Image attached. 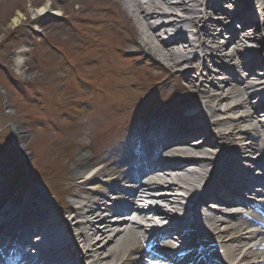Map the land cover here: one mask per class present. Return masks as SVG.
Returning <instances> with one entry per match:
<instances>
[{
  "label": "bare ground",
  "instance_id": "bare-ground-1",
  "mask_svg": "<svg viewBox=\"0 0 264 264\" xmlns=\"http://www.w3.org/2000/svg\"><path fill=\"white\" fill-rule=\"evenodd\" d=\"M3 1L4 0H0V6L4 5ZM64 1H66V5L70 4L71 6L75 0ZM224 1L227 4H230L231 2V0ZM257 1L261 4V14L263 18L264 0ZM114 2L115 4H117V6L121 7V5H124L125 9L130 8L131 13L133 14L130 16L134 20V23L136 22V25L140 22H144L146 25L144 28L136 27L135 30L133 27H131L132 25L129 24L130 27L126 28V30L132 34L131 38H134L135 42V44L130 48L135 50L141 49L144 54L151 53L153 57H156L159 60L160 58H163L172 61L173 63L170 67H173L175 65H178L179 63L188 62L190 60V58L193 56V53L190 48L198 47L206 49L207 47H209L210 42H214L217 44L216 50L218 55H216L218 56V58L224 59L227 65H240V59L242 58V56L238 57L237 52H239L240 54L242 53L241 51H238V49H236V51H234L233 53L226 54L224 58L221 57L223 54L222 51H226L228 49V44L221 43L219 36L220 33L218 34L215 32V26L219 23V21H221L223 22L221 24H223L224 30L229 31L228 25L225 26L224 23L226 21L228 22L229 19L232 18V12L229 8L216 9L214 6L215 0H209L207 2L206 13H204L200 9L199 11L196 10V5L199 6L202 3V0H197L198 4L196 0H114ZM111 5L113 6L112 0L111 2L109 1V3L107 2V0H105L99 3L97 9L101 11L106 10L110 15H113L114 8ZM164 5L167 7V11L164 9ZM5 9L6 7H3L4 12H7ZM63 9L64 5L59 4L57 1L35 0L32 2L31 10L33 15V23L36 24L37 27H41V25L44 26L45 30H50L51 28L60 25L67 27V24H60L52 21L47 23L42 22L51 13H59ZM175 9H182L187 13L189 11L196 12V19L194 21V25L203 28V32H201L200 34L201 37L196 35L193 39L194 41L190 42L187 39L188 36L186 38L184 37V34H181L183 33V31L180 27V23L185 22L189 17H184L183 15H177V17H174L173 13H178ZM219 10L223 12L224 16L220 18V20H216L214 19L213 14H218ZM210 14V19H207L204 22L203 18L208 17ZM170 15L173 17H168L169 19L164 20L162 24L157 23V20L159 18H164ZM75 17V13L69 14V19H74ZM23 18L24 13L22 12V10H18L13 15L12 25H17L18 23L22 22ZM110 25L111 28H113V24L111 21ZM168 26L173 30H180L181 33L180 31H178L180 34L176 32L177 34L171 35L172 37H170V39H161L162 34L169 35ZM182 27L185 29L186 25H183ZM158 30H160L159 32L161 33H157ZM70 37L74 39L75 42L77 41V37L74 31L70 34ZM254 39L257 38L255 37ZM252 40L253 39L247 34H245L242 38L239 34L237 36L236 34H234L233 37V41L238 45L242 43L247 44L248 42L251 44ZM197 43H199V45ZM107 45L109 47L114 46L118 52H122V50L124 49V45L116 41L114 43L112 37H110L109 41H107ZM178 49L180 53L177 52ZM187 52L190 56H188ZM197 54V59L201 60L203 58V55H200V53ZM26 62L27 60L24 58V54L18 52L16 56V68L17 72L22 75L26 74ZM241 63L243 64L244 62L241 61ZM194 66L195 65L192 64L191 67ZM104 73L107 76L111 75V73L109 72L106 73L104 71ZM54 77V74H52V78ZM109 78L116 79L114 76ZM250 78V74L235 78L242 83L243 88L242 86L239 87L242 89L241 92L240 90H233L231 87H229L230 85L227 83V81L224 80L218 81L221 82L224 87L217 88L218 90L214 92V94H210V92H208V87L204 82H201V84L197 86L199 94H201L203 98H206L209 103L215 106L208 107V113L213 124H226L229 119L235 122V126L233 128L229 130L221 128L218 132V136L231 140L229 143H227L228 146L226 147V149H228L232 145L233 149L240 150L236 152V154H233L231 160H228L230 159V157L228 156H223L217 153L215 154V152H210L209 146H217L218 140L215 138L214 135H211L210 133H207L208 136L206 137L202 136L200 132L202 129L201 127H195L191 129L188 128V130L185 131H178L176 132V135L169 140V142L178 143L177 145L170 146V148H173L175 152L174 155L176 157H179V160L176 159L178 160L176 164L177 168L174 169L176 173L171 174L167 171H156L154 168L161 167L163 165L162 163L159 166L152 165L153 170H147L144 178L140 179V187H136V182H138L139 179L136 178L132 181L127 180L133 175L131 169L127 171V176L122 171L124 167H120L119 163H112V165L109 163L111 159H115V155L117 154L116 152H112L111 154L104 156L99 155L98 157L101 161L97 164H94V161L91 159V154L89 151L84 150L78 154V156L76 157V161L74 162L72 172L74 178H78L80 181L78 187L83 193V195H79V197L87 199L88 202L81 203L78 206L77 210L73 212V208L75 207H73V205L76 203V201L72 200L66 205L65 215H69L70 217V214H73L76 218L80 216L86 219H82L77 222L80 228L78 235L81 236L80 243H83L84 248L87 249L86 255L88 257H94V260L92 261L93 264H99L98 259L99 257H101L100 254H103L104 251L108 250V247L113 245L115 248L112 247L110 251L106 253V255H104L105 257H107V259L108 257H114V264H117L119 260H123L122 264H139L140 260L144 258L143 255H150L147 250L142 249L141 247L142 239L140 233H145L142 235V237L144 238L146 236H153V232L146 229L147 227L145 226L146 224L143 222V220H155V218H158L160 220H173L174 218L181 220V218H176V214L183 212L178 210L179 207L182 208V210L188 207L183 201L184 198H186L184 191H187V189L188 194H190L194 190L195 192H200L201 198L196 201L195 205H197V207H201V204H204L203 210L208 230H210V232H213L215 237L220 241L219 246L223 247L224 255H222L225 257V260L236 261L241 254L243 255L244 259L247 258L246 263L248 261L254 262L257 259L263 257L264 250H259L254 247L255 245H260L264 241L263 232L248 230L245 226L246 220L242 219L241 217L237 219L234 218L235 214L228 216H220L218 214V211L214 210V207H219V205H215L220 204L219 202L223 204L234 205L233 208L241 204L251 206L253 202L249 199L241 198L240 191L232 192V189L229 190L231 191V193L226 190H221L220 192L229 194L228 197L222 198V195H220L216 191H213L210 186L205 185V182L201 181L204 177L212 175V169L210 170L208 169V167H211L216 162H220L222 165H227V163L232 164L233 161H236L239 171H244L245 169L243 168L246 165L245 161L238 159L241 156V151H244L246 153H258L259 155H261L262 159L264 158V145L256 142V137L254 138L252 135L243 132L236 133L235 131L237 125L239 126V121H247V119L250 120L251 118L256 120V122L260 125L261 129H264V105H258L256 102L252 103V99L256 98L259 92L264 90V85H261L258 90H255V92L249 93L250 100L246 101L245 92L248 93L249 89L256 87V84L254 82H250ZM103 80H107L104 84H106L107 82L114 88L110 80ZM100 90H103L102 86H100ZM233 97L237 98L235 102L231 103V107L227 108V110L221 112L220 105L223 102L229 101ZM246 104H250L252 106V112L240 113L239 116H237L238 118H235L229 114L228 111L234 110L240 105L246 106ZM192 105L199 106L201 105V103H193L189 101L183 102V107L186 108V111L189 113L191 112ZM112 112L113 107L111 105H106L102 109V113L105 117L110 116ZM189 113L184 114V116L180 119L183 124L189 125L192 120L196 119V117L189 116ZM181 126L177 127L178 130ZM207 129L210 128L207 127ZM15 131L17 135L19 134L18 137H24V135L21 134L23 132L21 126L16 125ZM237 138H239L241 142H238ZM148 141L151 142L152 140L148 139ZM165 141L166 140L157 142L158 148ZM26 146L27 145L25 142H21V144L19 145L21 150L25 149ZM224 149H222V151H224ZM150 152H152V149ZM166 158L169 159V157ZM166 158L163 157V159ZM158 160L160 161V158ZM220 170L226 172L225 170H228V168H223L222 166ZM235 173L236 174L232 173L233 177L231 176L232 183L239 184V186L241 187H248V176L240 174L239 172ZM197 182H200L199 185ZM112 190H115V192L117 193L112 194ZM93 191L97 192L96 199L98 200L96 201H98L99 203H92V198H90V196L92 195ZM4 197L6 202L13 199L12 196H9L7 194H5ZM112 198L118 199L111 200ZM151 200L156 201L155 206H152L153 202ZM207 201L212 202L206 203ZM141 202L148 205L150 213H146L144 210H140ZM108 204H112V206H109ZM43 208L44 209L42 210V213H40V215H30V217H33L34 219L39 221L44 218H46L47 221L49 220V236L51 239H53V244L55 245L52 250L47 249L45 245L46 242L42 240L43 237H40V241L43 242H39L36 244H32V242H30V245H33L34 247L38 248V250H40L39 248L42 249L38 255H30L31 258L30 256H27L26 253H24V255L26 256L25 261H29V264H56L57 260L59 259V255L62 258H65L66 256V252L64 250L65 247L58 248V246H61L62 244L61 241H58L59 237L63 234L62 231H64L62 230L63 227L61 224L66 223L64 214L62 210L59 209L52 210L47 206H44ZM102 208L111 212L121 211L122 214L125 215H121V217L114 218L116 219L115 221H122L114 222L113 224L115 225H113L107 223V221H111L110 218H107L110 213H107V211H105V213H100L102 211ZM130 210H134V212H136L138 216H133V212H129ZM174 213L175 216L173 215ZM94 214H98L95 215L97 219H105V224L103 228H100L102 225L96 226L95 223L90 220V217H88L94 216ZM163 227L164 230L160 231L164 238L165 236L170 235V231L173 229V227ZM179 235L180 239L182 240L181 244H188L189 236L181 233H179ZM173 237L174 236H169L168 238L165 237L166 239H164L166 241L165 245L169 248H173L176 246V242L174 241ZM159 240L160 238H154V241L158 242ZM236 242H241V244L233 246V243ZM242 246H244V248H242ZM97 254L98 258H96ZM34 258H37V261L31 262V259L33 260ZM110 260L111 259H109V262H111ZM157 263L159 262L157 261ZM105 264H108V262ZM159 264L171 263L167 262Z\"/></svg>",
  "mask_w": 264,
  "mask_h": 264
},
{
  "label": "rangeland",
  "instance_id": "rangeland-1",
  "mask_svg": "<svg viewBox=\"0 0 264 264\" xmlns=\"http://www.w3.org/2000/svg\"><path fill=\"white\" fill-rule=\"evenodd\" d=\"M33 1L35 0H4V5L0 6V149L2 150L5 145L13 144L12 140H14L17 145L20 142H25L28 149L27 159L31 161L32 165L40 172L42 170L50 174L47 164L51 162H47L48 158L52 160L54 156H57V154L62 151V154H60L59 158L57 156L59 160L58 164H60L61 169H65V167L67 169L70 167L72 168L73 158H75L79 152L88 150V146L83 144L81 139L70 138L69 135H73L77 130L81 129L82 125L84 124L83 121L86 119L85 117H88L87 114H93L98 106L93 105V110L91 111L86 110L84 107H80L81 110L73 109V111L78 113L72 120H70L71 117L69 116L63 117V115L60 113L62 112L61 110H68L70 107L67 99L68 95L65 93H60L59 90L53 89L51 87L50 81L52 72L54 71L55 74L62 76L63 70L61 65L65 63L68 64L70 59V62L74 65L71 68V75L74 74L75 71L81 70L88 74L86 77L88 80H93L94 76L91 75L97 72L96 68L94 66L83 68L81 61L84 56L95 57L102 53L97 47L94 48L90 45L92 44V41L85 42V47L82 49H70L71 52L68 56L62 53L60 48H66V53L69 50L66 46H70L67 42L74 40L71 38L67 39L65 37L66 34L70 33V30L61 26L59 28H53L47 33L42 28L37 29L35 27L36 25L33 23V15L31 12ZM53 1H57L60 4L62 3V0ZM102 1L105 0H75L71 6L70 4H62L64 5L63 10L67 14L72 12L77 13V18L75 20L69 21L67 19V14L62 15L59 13L57 16L49 15L50 17H47L42 22L46 23L50 22L51 20H57L61 22L68 21L69 24L73 26L72 29L77 31V33L75 32L77 38H79L78 36L80 35H86L90 39L101 38V34L102 37L105 34V24L107 22L105 13L97 11V6ZM109 1L111 2V0ZM109 1L107 0L108 3ZM218 1L225 4L222 0ZM206 2L207 0H205V3ZM231 2L230 9H232V14L234 15L230 20L232 27L228 26L231 28V31H225L223 24H221L223 22L219 21V23L215 26V32L218 34L220 33L219 36L221 43L228 44V49L226 51H222L223 54L221 57L224 58L226 54L233 53L236 51V49H238V51H241L242 53L240 54L237 52L238 57L244 56L243 59H240V65L232 64L227 66L224 59L218 58L217 50H214L213 44L210 47H207V49L204 51L198 47L190 48L194 51L199 50V52L203 54L202 60H197L196 58L191 60L194 62V67L191 68L192 63L188 61V63H179L178 65L173 66L170 71H167L165 69V65L171 66L173 63L172 61L163 58H160L161 60H159L158 58L153 57L151 53L144 54L141 49L138 51H133L135 49L130 48L135 44L134 38H131V33L121 37H112L114 41L120 42L122 45H124L128 52L130 49H132L130 50L132 51L131 54L135 56L136 59H139V57H141V59L146 57L150 62L163 63L162 66H153L152 68H148V64H142L140 65L138 73L128 77V80L131 79V81L134 80L135 82H145V84H147L146 87L148 86L151 88L152 86H157L154 89L155 97H151L150 101L145 104V107L142 111L146 110L151 115L158 114L161 117L166 116V118L169 116L173 117L175 116L176 112L178 113L177 104L181 103L184 99L190 98L191 102L202 100V96L199 94L197 88L201 82L206 84L210 94H214V92L218 90L217 88L224 87L221 82H218L220 80L227 81V83L230 85L229 87L235 91L240 90L241 92L242 89L239 87L242 86V83H238L236 81L233 82V76H244L250 73V82L256 83L259 80H264V66L258 67V64L264 63V16L263 18L260 16L258 19L257 14L260 10V7L255 4L254 0H231ZM247 5H249L251 8L249 11L244 10V7ZM3 7H6L5 10L7 12H4ZM18 10H22L24 13V18L22 19V22H20L22 25H20V23L17 25H12L13 15ZM179 12L184 15L188 14L182 9L179 10ZM214 19L220 20L217 18ZM126 20L128 21V17ZM206 20L207 17L204 18V21ZM128 22L130 23V21ZM137 24V26L140 28L141 24ZM142 24L144 23L142 22ZM227 24L228 22L226 21L224 25L226 26ZM131 25V27H135L134 29L136 30V22L134 23L133 19ZM14 29H16V33H12ZM30 29L37 30V39L38 37H41V39L36 40L34 44L25 41L26 37H30L32 35V31H30ZM245 30L246 32H244ZM197 31L198 28H196L195 32H190L187 34L193 38ZM199 31L203 32V28H200ZM247 33L248 36H251L253 39L250 45L252 50H249V47H247V44L245 43L238 45L233 41L234 34H236V36L239 34L242 38V35ZM46 35L51 37L53 44L48 45L46 43L44 40ZM255 37L257 39H254ZM24 42L27 44L24 45ZM209 44H212V42ZM24 50L25 52H23ZM46 50L48 52L43 53V51ZM18 52L23 53L24 58L27 60L25 75L17 72L16 56ZM177 52L180 53L179 49ZM104 56L107 57L106 54H103V58H100V64L97 65L98 68L106 66L109 68L116 67L118 69H131V65H134V58L132 56H130V60L124 59L118 64L113 62L109 63ZM138 61L143 62L144 60ZM241 61L244 63L242 64ZM182 69H186V71H182ZM85 73L80 72V74L83 76ZM184 75L191 77V80L187 82L186 86L184 85L180 88L178 87V84L181 83L182 76ZM10 77H15V79L13 80ZM125 79H127V76H125ZM128 80L123 81L127 82ZM64 81L63 78H61L58 84L63 86ZM256 84L260 85L261 83ZM262 84H264V82H262ZM161 89L163 91H161ZM173 90L180 92L179 95H176L174 100L170 102L169 105H164L160 100L161 97H167V95H169ZM249 90L251 92L255 89L251 88ZM82 92L75 91V97L78 98L82 96L83 98H86L85 94ZM132 93L133 90L128 88L125 90V95L120 96L117 99L120 103L128 102L131 100L130 97ZM248 96L249 93H245V98ZM236 99V97H233L229 101L223 102L220 105V111L227 110V108L231 107V103H234ZM256 102L259 104L261 103L259 100H256ZM247 105L248 104H246V106L241 105L228 112L231 116L236 117L238 114H240V112H243V110H252L251 105ZM240 107L242 109H238ZM171 109L175 110L174 114H170L172 113ZM86 111H88V113ZM244 123L246 122L242 121L240 123L241 126H237L235 131L239 132L244 128L249 132L250 129H246V127H251L256 123V121L251 120L248 122L247 120V124ZM14 124L22 127L23 132L21 134H23L24 137H18L19 134H16V127H14ZM29 125H32L34 130H31ZM117 126L118 125L115 124V130ZM234 126L235 122L229 121L221 127L229 130ZM219 128L213 127L212 133H216L217 129ZM253 133L257 138L259 135H262V140H264V133L262 131H254ZM227 140L228 139L225 138L222 144H224ZM209 150L212 153L218 151V149L215 147H209ZM55 171L57 170L53 169L50 175L55 173ZM3 186L5 185L0 179V189ZM112 247H114V245L108 247V250L101 254V260L99 261V264H105L107 262L108 264H114V257H109L107 259L104 256L110 251ZM80 255L82 256V254ZM109 259H111V262H109ZM85 260L86 259H83L82 261Z\"/></svg>",
  "mask_w": 264,
  "mask_h": 264
}]
</instances>
